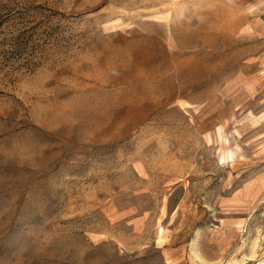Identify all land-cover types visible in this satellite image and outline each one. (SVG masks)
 <instances>
[{
	"label": "rangeland",
	"instance_id": "1",
	"mask_svg": "<svg viewBox=\"0 0 264 264\" xmlns=\"http://www.w3.org/2000/svg\"><path fill=\"white\" fill-rule=\"evenodd\" d=\"M0 264H264V0H0Z\"/></svg>",
	"mask_w": 264,
	"mask_h": 264
}]
</instances>
